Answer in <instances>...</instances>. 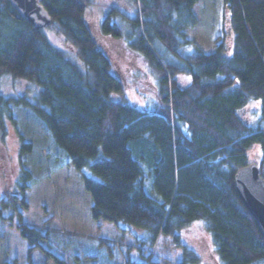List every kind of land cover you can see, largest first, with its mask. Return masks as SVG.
<instances>
[{"label":"trees","instance_id":"trees-1","mask_svg":"<svg viewBox=\"0 0 264 264\" xmlns=\"http://www.w3.org/2000/svg\"><path fill=\"white\" fill-rule=\"evenodd\" d=\"M38 1L50 18L47 29L72 53L53 46L46 29H34L0 0V79L36 87L30 97L0 92L1 139L6 120L17 125L14 107L29 108L70 165L92 172L96 179L82 175L92 221L141 233L132 236L141 260L131 259L127 245L119 264H199L182 240V232L195 222L204 224L218 264H264V239L233 182L235 173L251 164L248 154L255 146L264 180V0H223L232 33L230 54L223 35L209 53L187 36L198 25V0H125L132 16L113 1L99 31L122 40L153 74L158 102L151 109L126 100L123 81L86 23L92 0ZM181 77L187 79L185 86ZM252 102L259 103V119L248 125L239 112ZM18 136L16 193L1 199L0 222L6 220L3 210L18 202L27 207L25 194L32 184L22 156L33 146ZM149 175L158 199L146 193ZM17 229L29 244L28 264L36 249L65 264L42 246L50 230ZM105 244L111 254L114 244Z\"/></svg>","mask_w":264,"mask_h":264},{"label":"rangeland","instance_id":"rangeland-1","mask_svg":"<svg viewBox=\"0 0 264 264\" xmlns=\"http://www.w3.org/2000/svg\"><path fill=\"white\" fill-rule=\"evenodd\" d=\"M113 1L118 9L132 16L125 7V0H92L87 8L85 20L93 39L112 62L113 71L124 83L126 100L141 109H151L157 104L156 80L143 60L130 51L122 40L103 36L99 31V21ZM198 25L187 31V36L206 53L214 50L218 35L225 37L227 54H230L232 33L229 28V13L223 0H198L194 6ZM50 43L68 53H72L61 37L52 30H45ZM181 86L187 79L180 78ZM24 81H14L7 76L0 79V92L5 97L31 96L35 90ZM119 98L116 97L115 100ZM248 125H255L259 119V103L252 102L239 112ZM16 127L5 121L6 136H0V203L5 193L15 195L19 176V136L22 134L33 146L32 152L22 156L25 167L32 174L30 190L25 194L27 207L18 202L1 212L6 220L0 222V264H28V242L23 239L17 227L20 225L50 230L49 239L42 243L44 249L64 260L65 264H119L125 246H132L130 257L140 261V254L132 236H141L138 231L123 232L112 223L92 221L90 207L92 200L85 191L82 175L96 179L85 168L76 171L69 163V157L60 149L44 125L29 108L14 107ZM144 149V146L142 150ZM141 150V151H142ZM143 153H146L144 149ZM149 153V151H148ZM251 164H258L260 151L253 147L248 154ZM145 169L147 161L141 160ZM151 175L145 184L146 193L158 199L152 190ZM183 243L192 249L200 259L199 264H218L210 235L202 222H195L182 232ZM106 243L112 245L111 254ZM119 243L121 246H115ZM158 253L159 248H155ZM32 264H55L54 260L41 249L31 254Z\"/></svg>","mask_w":264,"mask_h":264},{"label":"water","instance_id":"water-1","mask_svg":"<svg viewBox=\"0 0 264 264\" xmlns=\"http://www.w3.org/2000/svg\"><path fill=\"white\" fill-rule=\"evenodd\" d=\"M19 16L36 30H45L50 25V18L38 0H6ZM235 191L255 221L264 239V180L256 164H249L239 169L233 178Z\"/></svg>","mask_w":264,"mask_h":264}]
</instances>
